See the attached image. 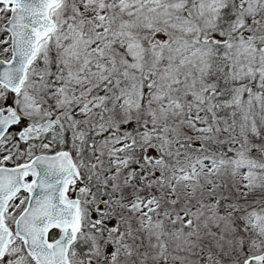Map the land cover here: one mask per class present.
<instances>
[{"label":"snow or ice","instance_id":"snow-or-ice-1","mask_svg":"<svg viewBox=\"0 0 264 264\" xmlns=\"http://www.w3.org/2000/svg\"><path fill=\"white\" fill-rule=\"evenodd\" d=\"M0 264H264V0H0Z\"/></svg>","mask_w":264,"mask_h":264}]
</instances>
